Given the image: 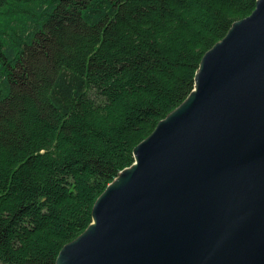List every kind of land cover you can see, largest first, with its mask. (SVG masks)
I'll return each mask as SVG.
<instances>
[{
	"label": "trees",
	"instance_id": "1",
	"mask_svg": "<svg viewBox=\"0 0 264 264\" xmlns=\"http://www.w3.org/2000/svg\"><path fill=\"white\" fill-rule=\"evenodd\" d=\"M255 0H0V264H54Z\"/></svg>",
	"mask_w": 264,
	"mask_h": 264
},
{
	"label": "water",
	"instance_id": "2",
	"mask_svg": "<svg viewBox=\"0 0 264 264\" xmlns=\"http://www.w3.org/2000/svg\"><path fill=\"white\" fill-rule=\"evenodd\" d=\"M54 264H264V0L201 56Z\"/></svg>",
	"mask_w": 264,
	"mask_h": 264
}]
</instances>
